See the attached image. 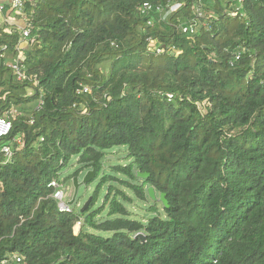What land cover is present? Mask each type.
<instances>
[{
  "label": "trees",
  "instance_id": "trees-1",
  "mask_svg": "<svg viewBox=\"0 0 264 264\" xmlns=\"http://www.w3.org/2000/svg\"><path fill=\"white\" fill-rule=\"evenodd\" d=\"M32 2L24 81L10 68L19 33L0 26V117L17 112L0 149L22 140L7 164L0 151V262L264 264V0L236 16L232 0ZM143 3L164 7L160 23L145 26ZM197 9L208 28L188 37L176 26ZM116 148L128 163L104 173ZM74 158L66 180L98 184L83 212L61 213L48 185ZM120 187L152 203L147 219Z\"/></svg>",
  "mask_w": 264,
  "mask_h": 264
},
{
  "label": "built area",
  "instance_id": "built-area-1",
  "mask_svg": "<svg viewBox=\"0 0 264 264\" xmlns=\"http://www.w3.org/2000/svg\"><path fill=\"white\" fill-rule=\"evenodd\" d=\"M233 4L231 5L232 11H230L231 16H236L241 9L242 0H232ZM8 5V8L12 13H15L19 17V21L22 22V25L17 24L18 22L14 23V25H9L5 28V31L8 34H11L13 30H16L19 33V41L17 45V57L15 61L11 64V72L13 76L16 78L17 81H24L26 79V76L23 72V66L21 64V59L23 57V51L29 46V39L31 35V23H30V17L25 11L26 4L33 3L32 0H6L5 2ZM0 0V14H3L7 10V5ZM166 7L170 9L172 12L178 10L179 4H172L167 3ZM139 16L144 20L146 27H153L156 23H160L162 21V14L164 11V7L161 6H153L150 3H143L140 5L137 9ZM196 17L189 21L187 24H178L176 26V29L180 31L182 34L192 37L196 35L201 27L208 28L202 21V13L199 9L196 11ZM157 18V20H156ZM12 26V27H11ZM146 42L148 44V51L151 53H155L156 55H161L165 53V49L161 47L159 42L152 37H148L146 39ZM170 50V49H166ZM173 51V50H171ZM240 52H237L234 54V60L237 61L240 58ZM35 87V84H33ZM83 93L89 92V90L84 87L82 89ZM169 100L172 98L171 95L167 97ZM17 114V112L14 109H10L8 112H5L0 117V139H3L7 137L12 129V122L11 120L14 118V116ZM42 141V139H41ZM11 144H14L16 146V149L19 148V146L22 144V140L19 138H15L12 140ZM10 143L4 144L0 151L5 157V164L9 163L12 159V145ZM49 187L54 189L53 198L57 202V208L58 211L61 213H71L73 211L72 206L68 204L64 200V192L62 190V186L59 184L58 181H51L48 185ZM82 226V221H78L76 223V228L79 230ZM17 263L21 262L20 258H15ZM8 260H2L0 264H8Z\"/></svg>",
  "mask_w": 264,
  "mask_h": 264
},
{
  "label": "rangeland",
  "instance_id": "rangeland-1",
  "mask_svg": "<svg viewBox=\"0 0 264 264\" xmlns=\"http://www.w3.org/2000/svg\"><path fill=\"white\" fill-rule=\"evenodd\" d=\"M202 113L204 114V110H202ZM126 159V152L124 148H116L113 149L111 152H109L106 157L103 159V169L104 173H110L111 167L114 165H126L128 161ZM76 158H74L70 166L64 170L60 175L58 176V182L62 186V190L64 192V200L66 202L70 201L72 198L74 188L72 180H66L67 177H69L75 170L78 169V167L75 164ZM72 164V165H71ZM83 172H81L80 176L78 177L79 181L83 178ZM98 184V179H95L94 181H91L90 183L86 185H82L78 188L77 196L75 199L74 204L72 205V209H74L77 213H79L82 209V207L88 203L91 199V196L93 195L94 191L96 190ZM121 191L125 192V194L131 199L128 203H123V205L126 207L130 218L132 219H138V220H145L147 217H149L148 208L150 205H152L151 202H140L137 201L130 192L125 190L124 188H121ZM105 193V188L102 189V191L99 194V201L97 202L95 208H98L102 203V198ZM157 202V201H156ZM106 212V210H105ZM106 213L103 214L100 220H103L106 218Z\"/></svg>",
  "mask_w": 264,
  "mask_h": 264
},
{
  "label": "water",
  "instance_id": "water-1",
  "mask_svg": "<svg viewBox=\"0 0 264 264\" xmlns=\"http://www.w3.org/2000/svg\"><path fill=\"white\" fill-rule=\"evenodd\" d=\"M36 47V45H35ZM137 176L140 177V178H146V175L145 174H139L137 173ZM95 178V172L94 171H88L84 174L83 178L81 179V181H79L78 178H73L72 179V183H73V188H74V192H73V195H72V198L70 199V201L68 202V204L70 206H72L75 202V199H76V196H77V191H78V188L82 185H86L88 183H90L93 179ZM150 199H152L153 201L156 200V197L154 195V192H153V189L152 188H149L148 191H147ZM159 203H161V205L163 207H166V201L164 199V196L163 195H160V197L158 198L157 200ZM89 203V202H88ZM88 203H86L82 209H81V212H83L87 206H88ZM140 238H143V236L140 234L138 235Z\"/></svg>",
  "mask_w": 264,
  "mask_h": 264
},
{
  "label": "crops",
  "instance_id": "crops-1",
  "mask_svg": "<svg viewBox=\"0 0 264 264\" xmlns=\"http://www.w3.org/2000/svg\"><path fill=\"white\" fill-rule=\"evenodd\" d=\"M4 3L6 2V0H2ZM5 5H7L5 3ZM7 10L5 13L0 14V26L6 25V27H8L9 25H14V23L18 22L17 24L22 25V22L19 21V17L15 14L12 13L10 11V9L8 8V5L6 6ZM12 27V26H11Z\"/></svg>",
  "mask_w": 264,
  "mask_h": 264
}]
</instances>
